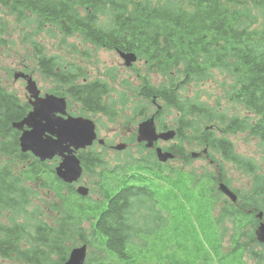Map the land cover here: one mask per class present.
I'll return each mask as SVG.
<instances>
[{"label": "trees", "instance_id": "obj_1", "mask_svg": "<svg viewBox=\"0 0 264 264\" xmlns=\"http://www.w3.org/2000/svg\"><path fill=\"white\" fill-rule=\"evenodd\" d=\"M0 11L15 13L19 19L23 18V25L35 18L36 32L48 28L46 32L51 33L50 36L80 37L98 48L134 53L146 63L149 71L161 74L166 81L144 82L142 88H148L144 94L148 100L161 104L162 109L157 113L161 125L164 114L173 112L178 116L179 143L192 147L193 141L199 142V146L207 148L210 160L219 155L220 160L214 162L217 175L206 172L201 176L211 181V190L216 183H226L223 161L249 174L255 171L254 164L236 156L227 136L247 133L264 147V0H0ZM0 29V45H9ZM37 50L41 53L38 46ZM41 69L44 76H52L54 67ZM215 73L228 78L229 81L224 80L228 85L225 87L228 100L240 108V116L228 118L219 112V106H209L199 102L198 96L185 94L189 87L202 86ZM68 85L73 87L69 93L71 98L84 107L85 102H89L91 112L112 111L108 108L112 105L102 102L103 97L113 92L107 84H75L73 81ZM15 110L20 111L17 99L0 87V157H13L11 166L22 168L28 166L30 158L20 156L14 149L10 125L16 119L12 115ZM197 129L201 130L198 135ZM173 154L185 166L192 161L183 148ZM80 159L85 174L102 181L100 189L104 201H95L93 217H83L89 215L91 207L87 209L89 205L83 204L84 207L76 193L67 189L64 201L56 208L55 225L40 226L45 217H38L32 231L18 217L17 210L23 208L28 197L23 181L34 179L37 173L23 169L15 175L0 162V260H13L11 264H63L79 242L91 245L85 264H171L168 257L161 263L137 261L132 253L135 248L148 246V240L144 241L139 230L147 233L151 229L152 233L164 222L163 217H144L155 212L153 193L148 185L154 178L163 180L164 175L186 172L172 167L162 169L152 156L147 157L145 166L135 168L137 172L132 175H126V171L116 173V168L104 162L105 156L82 154ZM146 168L149 174L141 172ZM40 169L42 187L45 183L49 191L57 193L60 186L55 184L52 169L43 164ZM117 180L122 182L117 183ZM104 185L109 187L105 193ZM118 186L125 188L115 191L114 187ZM251 186L246 196H239L238 206L225 205L219 219L234 222V250L239 249L242 254L249 242H257L250 237L248 243H241L242 239H247L244 229L256 223L250 221V217L251 220L254 217L248 212L264 213V177L255 173ZM138 197H143L144 201H137ZM245 215L250 216L248 220ZM84 220L91 221L88 228L91 240L81 228ZM34 235L39 247H34L33 253L25 248L24 241Z\"/></svg>", "mask_w": 264, "mask_h": 264}, {"label": "rangeland", "instance_id": "obj_2", "mask_svg": "<svg viewBox=\"0 0 264 264\" xmlns=\"http://www.w3.org/2000/svg\"><path fill=\"white\" fill-rule=\"evenodd\" d=\"M1 20L4 24L5 42L10 45H0V83L9 91H13L21 100H25V83L23 81L14 82L9 73L13 70L18 71L23 66H34V63L30 59L28 60V53H31L29 49L31 41H40L52 54L58 51L61 41L56 36L45 34L46 32L39 35L34 28V18L25 22V25H16L15 22H12V16L10 15H2ZM74 42L78 43V41ZM62 54L66 56L67 60L71 59L66 52ZM80 63L87 68L92 80L100 76L110 82L112 89L115 88L112 93L110 92L107 102L117 101L118 91L124 89L123 92L127 93L129 97L124 106L120 105L118 107L117 122L113 123L109 118L102 116L91 118L95 123L98 121L101 127L104 128H101L96 123L97 127L102 129L101 135L111 144L117 143L123 134H129L134 128L136 129V125L127 126L126 128L122 124H126V118L132 116L137 107L147 108L145 116L156 113L158 108L161 107L159 104L156 106V102L151 105L143 97L135 99L138 94L133 92L136 87L145 82L143 77H147L152 84L166 81L161 74L145 69L142 61L135 60L131 66L126 67L125 61L116 52L93 50L92 58L80 61ZM105 71L109 76L103 75ZM34 78L43 92L54 88L53 84L44 81L39 74H36ZM224 80H228V78L223 74L215 73L202 86L194 85V87H189L184 92L189 97L198 96L197 100L199 102L212 107L219 106V112L225 114L228 118L240 116V108L228 100V89L225 88L228 85ZM126 82L128 83L125 86L126 88H124L122 85ZM162 114L164 113L162 112ZM164 117L163 121H166L171 130L174 129L178 116L170 112L167 116L164 114ZM200 132L201 130L197 129L196 134L198 135ZM191 134L193 136V132ZM227 137L233 144L236 156L255 165V171L249 174L233 163L223 161L224 180L227 184L224 182L221 184L230 188L236 197H243L251 190L252 178L255 173L264 177V147L261 146L258 139L248 136L247 133H236ZM198 143L193 141L192 147L185 143V150L188 154H200L195 159L192 158L188 166L183 165L180 161L178 162L177 159L171 158L169 160H173L165 167L183 170L186 173H179L177 176L164 175L166 178L163 180L154 178L153 183L148 185L153 193L155 212L153 214H145L144 217H163L164 222L158 229L154 228L152 233L150 232L151 229L147 232L148 234L139 230V235L144 241L148 240L146 241L148 246L135 248L132 256H135L137 261L151 262L153 260L159 263L162 262V259L168 257L171 258L169 262L171 264L174 262L178 264H264V246L257 242L251 243L248 241L250 237H254L253 230L249 226L244 229V232L247 233V239L241 240V243L249 242L246 251L242 254L239 249L234 250V241L232 240L236 233L234 222L227 218L223 219V221L219 219H221L220 210L225 205L235 204L228 200V202L225 201L219 189L214 187L211 190V181L201 177L206 172L217 175L214 162L219 161L220 157L218 155L214 157V160H210L206 155L202 156L205 148L199 146ZM163 146L166 145L163 144ZM95 148L97 151L100 150L98 146ZM128 149L126 153L107 150V153L104 154L106 164L112 168L119 164H132V161L137 158L139 153L135 147H129ZM143 153L146 154L145 152ZM135 168L133 167L128 174L132 175L137 172ZM141 172L149 174L150 170L146 168L142 169ZM82 180L91 181V201L86 202L91 206V209H89L91 211L94 208L92 202L103 201L100 186L93 185L94 181L98 183H101V181L98 178H90L86 174ZM177 180H180V182L176 183ZM120 182L122 181L117 180V183ZM134 184L138 186V183ZM118 188L119 186L114 187L115 191ZM106 190H109L108 186H105L104 193ZM44 194L46 192L41 189H35L33 194L37 205L42 210H45L46 202L52 203L56 201L52 194ZM137 201H144V198L138 197ZM83 206L85 207V205ZM106 206L107 204L103 205L100 212ZM53 216H56L55 212ZM83 217H93V213ZM244 217L248 220L250 216L245 215ZM90 224V220H84L81 226L88 240H91L88 233ZM138 244H140L139 241ZM80 245L82 243L77 242L75 247ZM86 245L88 246L89 254L91 245Z\"/></svg>", "mask_w": 264, "mask_h": 264}, {"label": "water", "instance_id": "obj_3", "mask_svg": "<svg viewBox=\"0 0 264 264\" xmlns=\"http://www.w3.org/2000/svg\"><path fill=\"white\" fill-rule=\"evenodd\" d=\"M122 58L125 60V65L127 67L131 66V64L136 60L134 55L122 54ZM27 90L33 96L36 95L37 91L35 82L28 81ZM34 112L31 114L32 117L35 115ZM29 119L25 120V124L28 127H31V121L33 120ZM63 124L57 123L58 134H56L57 140L55 142L43 141L41 138L43 129L40 126L35 125L33 132H25L21 137V149L22 151H31L34 155L41 158L42 161L46 159H52L56 155L63 157L62 162L56 169V174L63 182L72 184L78 181L82 174V170L80 168L79 160L74 155H72L73 151L70 150V148L72 147L78 150L90 147L93 142L97 140V135L95 133L94 124L88 120L76 119ZM18 127H21V124ZM138 133V142H147V148H152L153 143L159 139L168 141L175 137L174 131L157 134L154 127L153 118L143 123L139 127ZM50 140L51 139H48L47 141ZM98 142L103 144L102 140H99ZM67 143H69V145ZM114 149L117 151H122L124 146H116ZM203 153L206 154L207 151L204 150ZM199 155L200 154H193L192 157L196 158ZM157 157L161 162H166L167 160L174 158L172 154L162 153L159 149L157 150ZM219 190L232 202H236V195L229 188H227V186L220 184ZM77 193L81 196H86L88 194V190L86 188L80 187L78 188ZM258 218L261 222L257 231L255 232V236L260 243L264 244L263 214L259 213ZM86 254V245L74 248L70 252L69 257L64 264H84L86 260Z\"/></svg>", "mask_w": 264, "mask_h": 264}, {"label": "flooded vegetation", "instance_id": "obj_4", "mask_svg": "<svg viewBox=\"0 0 264 264\" xmlns=\"http://www.w3.org/2000/svg\"><path fill=\"white\" fill-rule=\"evenodd\" d=\"M117 54V53H116ZM118 55V54H117ZM120 56V55H119ZM141 62V60H138ZM145 65V62L143 63ZM43 79V78H42ZM21 81L25 82V79L23 78H20ZM44 80V79H43ZM45 81V80H44ZM124 88H126L125 86L126 85H122ZM25 89V87H24ZM115 89V88H113ZM125 90V89H124ZM124 90H120L118 91V96H117V101H114L115 102V117H114V121L113 123L117 122V116L119 114L118 112V107L121 105V106H124L125 105V102L129 100V97L127 95V93H124L123 91ZM128 90V89H127ZM135 90H138L137 92V99H140L141 97H143L146 101H149L151 105H154L155 104V101L153 99H150L148 100L146 98V95L144 94L145 93V90L148 91V88H142V84L138 87L135 88ZM135 90H134V94H135ZM129 91V90H128ZM46 91H42L41 90V94H40V97L43 98L44 95H46ZM124 94V96L122 95ZM19 97V96H18ZM20 98V97H19ZM108 97L105 98V100L108 101ZM146 104V103H145ZM147 105V104H146ZM157 106V104H156ZM17 107L20 109V111H17L15 110L13 112V114L16 116V119L18 120V122L22 121L24 118H26L32 111V103L29 101V97L27 94H25V100H21L19 102H17ZM70 109H68V114L70 113ZM146 111H147V108H144V107H140L139 109H136L134 110L132 116L126 118V124H122L123 126H137L136 129L134 128L132 130L131 133H127V134H123L120 138V140L117 142V143H113L111 144L110 142L107 141V139H105L101 133H102V129H100L99 127H96L97 128V136L99 138H102L103 141H104V149L105 151H97V153H104L106 154L107 153V150L108 151H115V152H121V153H126L129 149V147H135L137 148L138 150V153L139 155L137 156V160H139L141 163H142V160L144 159V156H152L153 158L156 157L157 158V150H161L162 153H170L172 155L173 152H175L176 150L184 147V145L182 143H179L177 140V135H178V130H177V124L175 125L174 129H172L174 132H175V138L174 139H171V140H168V141H165V140H157L156 142L153 143V147L152 148H147V142H138V135H139V127L141 125V123L143 122H146L148 120H150L151 118H154V121H155V126H156V129H157V132L158 133H163V132H167L168 130H171L169 129V125H164L162 124L161 125V117L159 115H157L158 111H156V113H152L150 116H145L146 114ZM19 115V117L17 116ZM89 115H91L92 118L96 117V116H102V117H105V118H109L107 115L103 114L102 112H89ZM145 116V117H144ZM110 119V118H109ZM140 120V122H139ZM97 124L98 121H97ZM100 125V124H99ZM101 127V125H100ZM103 128V127H101ZM24 130H28L27 127H23ZM22 130H14L13 132V136H15V146H14V149L18 152V154H20V156H23V157H26V158H33L32 154L27 152V153H22L21 150H20V146H19V137L21 135V132L23 131ZM104 129V128H103ZM163 144H165L166 146H163ZM96 145H98L97 142H95L93 144L94 147H96ZM116 146H124V150L122 151H116L114 150V148ZM180 147V148H179ZM92 150H90L89 152H91ZM143 152H145L146 154H144ZM174 159H177L178 157L177 156H173ZM173 160V159H172ZM172 160H167L166 162H160L158 159H157V164L160 168H165L166 166L169 165L170 161ZM143 166H145L144 164V161H143ZM134 167H138L137 165H135ZM143 168V167H142ZM167 169V168H165ZM90 180L88 181H84V180H81L80 181V184L77 183V187L79 185L81 186H86V187H91L90 186ZM219 183H216V185H218ZM125 186L123 188H119L118 190H122L124 189ZM38 189V188H37ZM230 189V188H229ZM231 190V189H230ZM224 198L225 201H227L229 198L226 197L224 194H221ZM223 204V202H222ZM236 206H238L236 204ZM222 211V209L220 210V212ZM90 213V212H89ZM249 214H253V219L251 220V217H250V221H252V223H254V221H256L255 225H253V227H251V229L253 230V234H254V238L256 239L257 243L264 246L263 243H260L256 236H255V232L257 231L258 227H259V224H260V219L258 218V214H254L253 211H249L248 212ZM91 214V213H90ZM263 222H264V214H263ZM140 264H145V263H140Z\"/></svg>", "mask_w": 264, "mask_h": 264}]
</instances>
